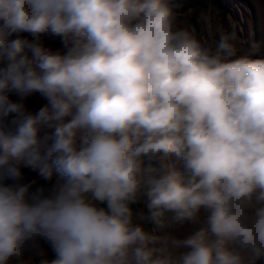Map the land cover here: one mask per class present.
<instances>
[{
  "label": "clouds",
  "instance_id": "1",
  "mask_svg": "<svg viewBox=\"0 0 264 264\" xmlns=\"http://www.w3.org/2000/svg\"><path fill=\"white\" fill-rule=\"evenodd\" d=\"M178 7L0 0V264H264V57Z\"/></svg>",
  "mask_w": 264,
  "mask_h": 264
},
{
  "label": "rangeland",
  "instance_id": "2",
  "mask_svg": "<svg viewBox=\"0 0 264 264\" xmlns=\"http://www.w3.org/2000/svg\"><path fill=\"white\" fill-rule=\"evenodd\" d=\"M223 7L228 10L231 16V27L222 28L212 20L213 6L217 1L207 0L208 5H195L185 11L182 5L176 8L179 26L187 28L198 39L213 46L221 36H228L237 49L238 54L249 55L252 57H264V0H219ZM197 18L201 25V30L197 31L192 23ZM28 36L27 33L21 34ZM31 38V37H28ZM43 42L46 46L55 49L61 48L58 38L44 37ZM16 99V97H12ZM26 107L32 111H38L46 101L39 94H34L24 101ZM173 161L180 167V162L176 157ZM23 167V166H22ZM23 171V170H22ZM25 174V173H24ZM27 178V176L25 175ZM134 212L146 211L142 203L133 205ZM203 215V213H202ZM146 228L151 225L145 224ZM198 225L185 224L174 230V234L185 237L194 231ZM48 258H52V252L47 245L43 246Z\"/></svg>",
  "mask_w": 264,
  "mask_h": 264
},
{
  "label": "trees",
  "instance_id": "3",
  "mask_svg": "<svg viewBox=\"0 0 264 264\" xmlns=\"http://www.w3.org/2000/svg\"><path fill=\"white\" fill-rule=\"evenodd\" d=\"M213 2V0H210V2ZM217 1L213 6V12H212V20L214 23L219 24L222 28H226V26L231 27V16L228 10H226L221 2L219 0ZM179 2L183 9L185 11L189 10L195 5H208L207 0H177ZM192 23L197 31L201 30V25L199 21H197V18L195 17L192 20ZM23 173L27 176V179H36L40 184H48V183H54L56 180V177L54 176L51 181H45L43 178H41L36 170H33L28 167H22Z\"/></svg>",
  "mask_w": 264,
  "mask_h": 264
}]
</instances>
